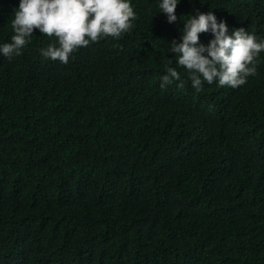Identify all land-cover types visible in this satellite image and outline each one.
I'll return each instance as SVG.
<instances>
[{"label": "trees", "instance_id": "obj_1", "mask_svg": "<svg viewBox=\"0 0 264 264\" xmlns=\"http://www.w3.org/2000/svg\"><path fill=\"white\" fill-rule=\"evenodd\" d=\"M130 3L129 32L67 64L38 29L0 54V264H264V52L246 84L197 91L170 50L199 12L264 40V0H178L173 23ZM18 7L0 0V44Z\"/></svg>", "mask_w": 264, "mask_h": 264}, {"label": "clouds", "instance_id": "obj_2", "mask_svg": "<svg viewBox=\"0 0 264 264\" xmlns=\"http://www.w3.org/2000/svg\"><path fill=\"white\" fill-rule=\"evenodd\" d=\"M178 0H160L159 9L167 15L168 22L177 20L175 9ZM136 13L130 0H19V7L11 20V42L0 44V54L11 59L22 54L30 43L34 30L55 42L41 48L45 59L69 62L72 53L101 39H118L133 27ZM211 32L213 39L208 45L200 43V34ZM176 64L185 69L187 81L200 91L204 82L232 88L247 83L249 76L256 75L258 58L264 52V40L258 39L244 27L228 34V25L217 22L216 16L199 12L184 22L181 42L171 43ZM205 53H207L205 55ZM178 81L185 86L181 73L167 67L161 77V89Z\"/></svg>", "mask_w": 264, "mask_h": 264}]
</instances>
